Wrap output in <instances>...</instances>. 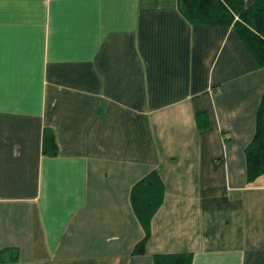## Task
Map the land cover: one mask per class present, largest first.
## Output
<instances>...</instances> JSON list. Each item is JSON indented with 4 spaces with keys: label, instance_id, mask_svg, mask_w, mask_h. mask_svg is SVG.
I'll use <instances>...</instances> for the list:
<instances>
[{
    "label": "crops",
    "instance_id": "crops-1",
    "mask_svg": "<svg viewBox=\"0 0 264 264\" xmlns=\"http://www.w3.org/2000/svg\"><path fill=\"white\" fill-rule=\"evenodd\" d=\"M263 87L234 27L178 0H0V264H264L244 152ZM152 170L136 254L130 189Z\"/></svg>",
    "mask_w": 264,
    "mask_h": 264
},
{
    "label": "trees",
    "instance_id": "trees-1",
    "mask_svg": "<svg viewBox=\"0 0 264 264\" xmlns=\"http://www.w3.org/2000/svg\"><path fill=\"white\" fill-rule=\"evenodd\" d=\"M180 13L191 24L233 26L238 36L250 48L264 70V0H178ZM255 113V131L244 148L247 181L264 173V87ZM44 149L51 155L57 152L53 135L46 136ZM130 203L145 228L144 238L133 247V253H142L149 234V222L162 204L164 184L156 170H152L130 189ZM154 264H190L191 253L154 255Z\"/></svg>",
    "mask_w": 264,
    "mask_h": 264
}]
</instances>
